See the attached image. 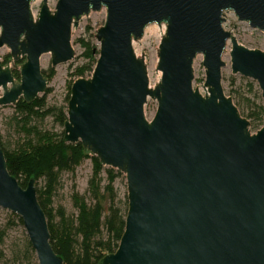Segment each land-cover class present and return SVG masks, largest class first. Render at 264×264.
<instances>
[{"label": "water", "instance_id": "water-1", "mask_svg": "<svg viewBox=\"0 0 264 264\" xmlns=\"http://www.w3.org/2000/svg\"><path fill=\"white\" fill-rule=\"evenodd\" d=\"M0 0V50L25 62L17 83L0 63V107L30 104L48 90L41 58L72 61V31L106 10L90 78L71 87L66 144L126 176L128 212L117 251L99 264H264V126L255 134L222 86L228 41L233 75L254 80L264 105V51L240 45L223 28L225 13L264 33V0ZM165 25L161 79L149 84L133 44L149 25ZM203 55L205 96L193 88ZM157 74V73H156ZM148 98L158 104L151 121ZM0 208L23 223L38 264H64L53 249L34 179L24 189L0 146Z\"/></svg>", "mask_w": 264, "mask_h": 264}, {"label": "trees", "instance_id": "trees-1", "mask_svg": "<svg viewBox=\"0 0 264 264\" xmlns=\"http://www.w3.org/2000/svg\"><path fill=\"white\" fill-rule=\"evenodd\" d=\"M83 45L87 63L75 71L74 76L77 79L91 77L99 56L97 48L84 42ZM24 62L17 63L22 65ZM13 74L16 81H20V72L13 70ZM53 75L52 73L48 76L49 81ZM71 87L72 83L68 87L67 105L63 108L47 107L45 98H37L30 104L20 100L15 105L17 124L21 125L26 140L12 150L7 149L1 140L0 146L7 161L8 171L22 188L25 189L30 180L34 179L38 201L48 220L52 247L63 258L64 264H99L105 256L117 251L125 231L128 205L120 207L117 204L114 188V182L121 173L102 166L96 157L86 155L80 143L66 144L64 132L57 134L42 131L36 124H32L51 117L64 127L68 120ZM48 93L49 90L44 95ZM260 100V92L254 100L245 99L248 107L246 118L251 120L254 129H259L264 121V105ZM88 159L93 163V173L89 181L91 203L88 204L83 197L76 195L74 204L78 216L75 219L69 220L62 209L55 215L52 207L53 197L60 184L61 175L74 172ZM104 174L106 178L103 177ZM40 183L44 185L39 188ZM57 217L60 218L59 222H55ZM14 218L23 225L18 216ZM6 237V230L0 229V264H35V255L30 243H26L20 250L12 251L8 256L3 249ZM76 240H82L80 252L76 251Z\"/></svg>", "mask_w": 264, "mask_h": 264}, {"label": "rangeland", "instance_id": "rangeland-1", "mask_svg": "<svg viewBox=\"0 0 264 264\" xmlns=\"http://www.w3.org/2000/svg\"><path fill=\"white\" fill-rule=\"evenodd\" d=\"M58 0H48V6L51 11H54ZM43 0H36L32 3L31 9L35 18L38 17L42 7ZM225 23L223 28L235 34L236 40L240 45L261 48L264 51V33L252 29L246 22H240L233 12L225 13ZM106 20V10L100 12H92L89 16L84 17L79 26L72 31V47L75 57L72 61L61 64L57 67L52 66V57L50 54H45L41 58V69L44 75L48 78L52 73L53 78L48 83L49 93L40 95L39 98H45L47 107L63 108L67 105V96L69 92V84L78 80L74 76L77 68L84 66L87 63L84 57L85 47L87 43L91 47L99 48V44L95 38V34L100 26H103ZM166 31L165 25L158 26L157 24L149 25L144 33V37L134 42L133 47L138 58L145 55L144 60L148 70L149 84L151 88H155L156 84L161 79V73L158 72L157 66L159 62L158 51L162 37ZM232 44L230 41L227 43V49L223 56V62L226 67L222 69V86L226 96L233 99L235 105L242 117L246 118L247 103L246 98L255 99V96L260 92V102H263L261 91L258 84L249 78L240 75H233L231 70V57L230 52ZM203 55H198L194 63V82L193 88L199 90L200 94L205 96L207 91L203 88L206 81V71L203 66ZM8 61V63H7ZM25 58L20 62H24ZM0 63L3 66L9 65L12 70L20 72L21 64L14 62L10 50L6 47L0 50ZM157 73V74H156ZM17 83L19 81H16ZM253 87V91H252ZM3 91L0 90V96ZM259 102V100H257ZM158 104L156 101L148 98L144 107L145 117L151 121L157 111ZM247 119V118H246ZM248 120V119H247ZM250 130L255 134L264 126L260 125L259 129H254L251 120ZM15 105L0 107V140L2 144L9 150L15 149L19 144L26 140L25 133L21 130V125L17 124ZM42 131L60 134L64 132V127H61L54 118H46L41 122H34ZM118 173V171H115ZM93 173V163L90 159L85 160L74 172L63 173L61 175L60 184L55 191L53 197V212L56 215L57 211L62 209L69 220H73L78 216V210L74 204V196L83 197L84 200L90 204L89 194V181ZM120 173V172H119ZM106 178V174L103 175ZM106 183V182H105ZM104 183V184H105ZM44 184L40 183L39 188ZM115 192L117 194V204L120 207L128 205V187L126 176L120 174L114 182ZM15 214L0 208V229L6 230L7 237L3 249L9 256L12 251L22 249V247L29 243V238L23 225L15 220ZM60 218L57 217L55 222H59ZM82 240H76V251L80 252L82 249ZM35 255V253H34ZM34 263H37L36 256H34Z\"/></svg>", "mask_w": 264, "mask_h": 264}, {"label": "bare ground", "instance_id": "bare-ground-1", "mask_svg": "<svg viewBox=\"0 0 264 264\" xmlns=\"http://www.w3.org/2000/svg\"><path fill=\"white\" fill-rule=\"evenodd\" d=\"M227 49V48H226ZM226 52V51H225ZM225 54V53H224Z\"/></svg>", "mask_w": 264, "mask_h": 264}]
</instances>
